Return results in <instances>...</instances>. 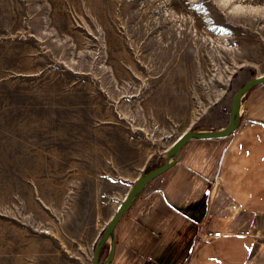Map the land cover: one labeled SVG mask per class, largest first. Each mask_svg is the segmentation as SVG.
<instances>
[{
  "label": "rangeland",
  "instance_id": "obj_1",
  "mask_svg": "<svg viewBox=\"0 0 264 264\" xmlns=\"http://www.w3.org/2000/svg\"><path fill=\"white\" fill-rule=\"evenodd\" d=\"M257 76L264 0H0V264H92L142 170L183 132L224 127L232 96ZM242 107L264 121V84ZM228 138L183 147L184 165L166 172L183 174V188L168 202L199 198L208 229L217 214L235 220L253 239L244 264H264V216L240 212L215 184ZM162 176L115 226L111 264H185L190 252L199 264L194 214L169 239L155 226L170 221L156 209Z\"/></svg>",
  "mask_w": 264,
  "mask_h": 264
},
{
  "label": "crops",
  "instance_id": "obj_2",
  "mask_svg": "<svg viewBox=\"0 0 264 264\" xmlns=\"http://www.w3.org/2000/svg\"><path fill=\"white\" fill-rule=\"evenodd\" d=\"M220 128L223 127L212 129ZM229 137V141L221 155L215 156L217 157L215 184L216 186H220L224 194L240 212L242 211L253 216H264V121L241 118L238 129L233 132L231 136L229 135ZM180 152L177 155V163L173 166L178 167V170L184 165L183 160L185 159V156L180 158ZM172 172H169L170 174H166L165 172L163 176L161 175L165 183L163 182L164 184L160 191L163 194V198H165L164 202L167 206L160 205V207H158V205L156 208L158 209V216L159 214H164V218L168 216L170 220L166 221V219L161 218V220L155 224L156 228H161L164 230L163 232H166L164 233L166 234V239H169V237H171L170 235L175 233L173 230L177 225L180 228L181 224H185L180 228L182 231L181 234H184L187 232V229L190 230L192 224L194 225L193 228H197L199 223H205V221L199 222V217L197 218L196 216L198 207H196L197 209L194 212L196 216L195 221L191 225L179 215V213L183 211V208L187 209L191 204L196 203L195 200L199 198L185 200L186 203L183 207L177 204L178 207H176L173 206L172 202H168L169 199L174 197L173 193L177 190L176 187L182 189V185L184 184L182 182L179 183L183 174L179 177L177 175H172ZM209 182L210 179L207 185ZM179 191L182 192V190ZM181 192L179 193L180 195H182ZM188 197L189 196H185V198ZM179 203L184 204V201L182 200ZM168 208L177 211H173L174 214L172 215ZM211 208L212 206L208 207V210H211ZM161 210L162 212L160 213ZM175 214L177 215L176 217ZM216 219L217 221L213 224L212 229L221 230L223 235L201 244H204V246L200 251L199 264H244L253 246L252 235L246 231L237 230L239 227L233 225L235 220L229 217L224 218L222 215L217 214ZM230 224H232L231 227ZM193 230L195 233L192 236V243L190 241L191 235H188L191 246L197 243V232L195 229ZM144 231L151 232V229L148 230L145 228ZM156 237L160 236L157 235ZM193 247L194 246H192V248ZM192 258L193 252H190L187 254L186 258L184 257L183 262L186 261L189 264H193L194 261ZM196 262H198V260Z\"/></svg>",
  "mask_w": 264,
  "mask_h": 264
},
{
  "label": "water",
  "instance_id": "obj_3",
  "mask_svg": "<svg viewBox=\"0 0 264 264\" xmlns=\"http://www.w3.org/2000/svg\"><path fill=\"white\" fill-rule=\"evenodd\" d=\"M264 84V76L253 77L238 88L237 92L232 96V104L230 106L229 119L226 125L220 129H210V130H198V129H189L188 131L183 132L177 137L172 145L166 149L164 154V162L159 164L156 167H153L150 170L143 169L141 175L134 181L131 185L130 190L123 197L122 201L117 206L115 212L109 217V221L106 223L105 227L102 230L100 238L97 240L94 251L92 255V264H99L98 258L102 247L107 243L109 252L104 260L103 264H111V261L115 254V236L114 228L124 215L137 200L138 196L144 190V187L151 182L153 179L163 175L167 170L173 167L177 163V155L181 151L182 147L188 144V142L196 140H210V139H219L225 138L226 136L231 135L238 129V125L241 119L242 114V105L246 95L254 88L259 85Z\"/></svg>",
  "mask_w": 264,
  "mask_h": 264
},
{
  "label": "built area",
  "instance_id": "obj_4",
  "mask_svg": "<svg viewBox=\"0 0 264 264\" xmlns=\"http://www.w3.org/2000/svg\"><path fill=\"white\" fill-rule=\"evenodd\" d=\"M197 233H198L196 239L197 242L213 240V238H218L223 235L221 230L208 229L203 224H198Z\"/></svg>",
  "mask_w": 264,
  "mask_h": 264
},
{
  "label": "flooded vegetation",
  "instance_id": "obj_5",
  "mask_svg": "<svg viewBox=\"0 0 264 264\" xmlns=\"http://www.w3.org/2000/svg\"><path fill=\"white\" fill-rule=\"evenodd\" d=\"M249 94V93H248ZM243 113H244V110L242 111ZM242 113V114H243ZM242 118V117H241ZM199 201V200H198ZM200 203H202V201H199ZM201 205V204H200ZM200 205H198L197 207L198 208H200ZM197 208H196V203L194 204V207L193 208H191V206H189L187 209H184L183 208V211H181L180 213H179V215L181 216V218L182 219H184V220H188V222L190 221H192L193 220V218H194V216H193V214H194V212H195V210H196ZM195 219V218H194ZM188 237V236H187Z\"/></svg>",
  "mask_w": 264,
  "mask_h": 264
},
{
  "label": "trees",
  "instance_id": "obj_6",
  "mask_svg": "<svg viewBox=\"0 0 264 264\" xmlns=\"http://www.w3.org/2000/svg\"><path fill=\"white\" fill-rule=\"evenodd\" d=\"M207 196V195H206Z\"/></svg>",
  "mask_w": 264,
  "mask_h": 264
}]
</instances>
